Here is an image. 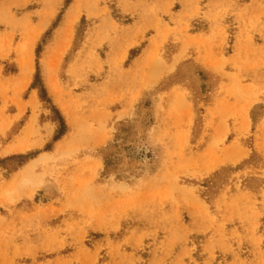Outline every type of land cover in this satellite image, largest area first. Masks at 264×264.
<instances>
[{
	"label": "rangeland",
	"instance_id": "1",
	"mask_svg": "<svg viewBox=\"0 0 264 264\" xmlns=\"http://www.w3.org/2000/svg\"><path fill=\"white\" fill-rule=\"evenodd\" d=\"M0 264H264V0H0Z\"/></svg>",
	"mask_w": 264,
	"mask_h": 264
},
{
	"label": "bare ground",
	"instance_id": "2",
	"mask_svg": "<svg viewBox=\"0 0 264 264\" xmlns=\"http://www.w3.org/2000/svg\"><path fill=\"white\" fill-rule=\"evenodd\" d=\"M26 61H28V60H26ZM24 62V61H23ZM25 63V62H24ZM26 71V70H25Z\"/></svg>",
	"mask_w": 264,
	"mask_h": 264
}]
</instances>
